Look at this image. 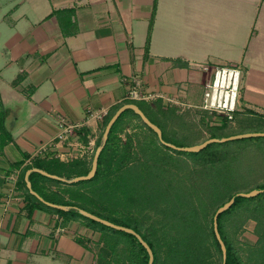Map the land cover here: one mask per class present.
<instances>
[{
    "label": "crops",
    "instance_id": "crops-1",
    "mask_svg": "<svg viewBox=\"0 0 264 264\" xmlns=\"http://www.w3.org/2000/svg\"><path fill=\"white\" fill-rule=\"evenodd\" d=\"M153 4L0 0V264H115L110 238L80 219L66 221L33 206L17 183L38 159L80 161L90 170L102 122L123 103L124 79L136 75L147 92L197 105L212 71L191 63L236 62L245 74L240 110H264V80L249 81L264 72L241 60L257 0H238L235 17L229 12L211 26L201 2L157 0L154 12ZM138 102L147 111L162 106L161 99ZM58 114L77 126L69 136L84 146L82 156L69 162L59 157L66 150ZM13 173L15 184L8 180ZM259 231L248 220L230 238L243 264H264Z\"/></svg>",
    "mask_w": 264,
    "mask_h": 264
},
{
    "label": "trees",
    "instance_id": "trees-1",
    "mask_svg": "<svg viewBox=\"0 0 264 264\" xmlns=\"http://www.w3.org/2000/svg\"><path fill=\"white\" fill-rule=\"evenodd\" d=\"M156 2L157 0H154L153 12ZM125 103L138 104L149 120L161 129L163 140L179 147L198 144L208 138H223L245 132H263L248 130L253 114L251 110L241 109L235 112L232 120L199 113V121L203 124L204 130L191 140L181 132L169 134L164 127L168 118L183 119L182 112L176 107L164 108L159 105L157 108H148L147 111L136 101H123L122 104L113 106L102 122L103 129L114 112ZM127 116H133L141 121L132 110H125L121 113L112 125L92 179L68 184L50 179L38 172H32L29 175L32 188L48 202L78 207L114 224L132 228L151 248L154 255L153 264H223L220 245L213 229V216L218 207L234 197L233 204L218 215L217 227L226 246L225 264H243L230 238L248 220L257 221L258 231L260 229L259 233L261 237H264V191L253 197L236 196L238 192L244 190L240 186L237 174L245 157L243 155L251 152V155L256 156L252 162L255 164L257 157L264 156V137L211 143L198 152H184L162 144L156 133L141 121L154 136V144L158 145L161 150L150 149L148 159H143L137 167H129L128 158L131 155L132 144L129 141L119 146L120 139L116 135L117 129ZM99 143L100 139L96 145L98 146ZM162 150L169 154L162 157ZM114 158L119 159L116 169L113 168ZM79 166L81 169H78ZM29 168H40L50 174L71 179L88 173V169H83L82 162L62 163L54 158L34 160L31 165L22 170L17 185L25 190L33 206L53 211L66 221L80 219L89 227L99 230L110 238L111 243H108V247L113 255L110 261L115 264L148 263L146 249L132 234L85 218L74 209L63 211L51 208L31 195L23 178L25 171ZM133 172L136 174L133 175ZM112 175L120 179V182L116 181L115 189H118L117 184L120 185L121 180L132 179L129 184H125L128 190H124V194L130 191L128 218L122 215L116 216L113 213H118V211L113 209L114 212L112 210L110 211L113 213L110 212L102 205L101 200L89 196L90 189L94 188L99 180ZM36 180H40L42 185L39 187L35 185ZM253 189L263 190L264 182L245 190L249 192ZM142 213H144L145 220L161 221L159 231L166 235L169 234L168 244L163 245L166 247L163 248L155 238L143 232L139 227L133 216ZM233 215L239 216L241 220L230 222ZM120 245L123 247L118 250Z\"/></svg>",
    "mask_w": 264,
    "mask_h": 264
},
{
    "label": "rangeland",
    "instance_id": "rangeland-1",
    "mask_svg": "<svg viewBox=\"0 0 264 264\" xmlns=\"http://www.w3.org/2000/svg\"><path fill=\"white\" fill-rule=\"evenodd\" d=\"M195 1L201 2L203 8L207 11L205 19L208 21V24L210 26L213 24V22L217 21L218 19L220 18L222 19V16H224V18L227 17L225 16V14H229V12L232 13L234 17L237 14V12L235 11V2H238V0H194V2ZM233 2H234V7H233ZM249 30H250L249 36L244 45V50L241 60L244 62V65H246L248 68L252 67L254 69L255 67V70H258L261 67V71L259 73L262 74L264 72V68L263 66H261L264 64V56H263L264 0H257L256 17ZM226 62L227 61H221L215 63L218 64V63H226ZM211 64L213 65V63ZM241 70H242V75H241V85H242V81L245 77L244 68L242 66H241ZM251 72H253L252 69ZM263 77L261 76V80H260V77L257 78V76H253V78H250L249 81H251L250 83L253 82L256 83L255 80L258 79V81L263 82L264 80ZM249 86L250 85H248V88L249 90H251ZM251 111L253 112V114L250 124L248 125L250 129L248 130H254V131L261 130L264 132V110H251ZM199 113L201 112L198 109H193V108L185 109L182 112L184 116L183 119L171 120L168 118L166 121L167 123L165 124L164 127L166 128V131L169 132V134H172L173 132L175 133L181 132V134L184 133L186 134V136L189 137V139L193 140L192 137L198 136L200 133H203L204 130L203 124L200 123L199 121ZM236 128L237 126L235 127V129ZM116 135L120 139L119 146H122L129 141L132 144L131 155L130 158H128L129 167H134V166L137 167L138 163H140L143 159H148L151 153L150 149L152 150L158 148L161 150V148H159L158 145L154 144L155 142L154 136L148 131L147 128L143 126L140 120H138L133 116H127L123 120L120 127L117 129ZM167 154H169L167 151L162 150V157L166 156ZM243 156L245 157L244 158L242 157L243 162L238 168L239 172L237 175H239L238 181L240 183V186L244 188V190L242 191L246 192V190L252 188L253 186L264 182V156L257 157L256 164L252 163L254 157L256 156L251 155V152ZM118 160H119L118 158H114L112 160L114 169L117 168ZM78 169H81V166H79ZM135 174L136 173H134L133 175ZM117 180L118 182H120V179L117 178L116 175L107 176L105 178L103 177V180H99L94 185V188L90 189L89 196L91 198H96L97 200H101L102 205L105 208H108L109 211L112 210L114 212L113 209L118 211V213H113L112 211H110L116 216L122 215L125 218H128L129 216L128 209L130 206L129 203L130 191L128 192L129 195L127 193L124 194V192L128 190V188L126 187L127 185L125 184L126 183L129 184V182H131L132 179L125 181L121 180L120 185L117 184L118 189H115L116 188L115 183H117L116 182ZM98 196H100L101 198H99ZM233 216L234 217L231 218L230 222L233 221L237 222L241 220L239 216L236 215ZM133 217L136 218V221L138 222V225L143 232L147 233L148 235H151L162 246L164 244L165 245L168 244L167 239L169 238V234L166 235L162 231H159V225H161V221L153 222L152 220H145L144 213L136 214ZM156 220L157 219H155V221ZM163 236L166 239L163 238ZM164 247L166 246H163V248Z\"/></svg>",
    "mask_w": 264,
    "mask_h": 264
},
{
    "label": "built area",
    "instance_id": "built-area-1",
    "mask_svg": "<svg viewBox=\"0 0 264 264\" xmlns=\"http://www.w3.org/2000/svg\"><path fill=\"white\" fill-rule=\"evenodd\" d=\"M191 65L196 69H210L212 71L211 79L203 88L200 104H187L173 96L147 92L144 89L143 80L136 75L124 79L127 89L123 101L153 102L156 99H161L164 108L174 105L180 107L181 110L193 108L198 109L202 113L212 115L214 118L225 117L228 120H232L234 113L240 110L241 64L226 62L213 65L210 63H191ZM56 117L61 129L58 138L62 141L66 150L59 157L66 162L79 158L82 156L80 152L82 151L83 153L84 146L81 142L69 136L77 126L70 124L60 114ZM8 180L15 184L18 180V173L10 174ZM89 246L94 247V242H90Z\"/></svg>",
    "mask_w": 264,
    "mask_h": 264
},
{
    "label": "water",
    "instance_id": "water-1",
    "mask_svg": "<svg viewBox=\"0 0 264 264\" xmlns=\"http://www.w3.org/2000/svg\"><path fill=\"white\" fill-rule=\"evenodd\" d=\"M125 110H132L135 114H137L141 121L148 127L150 128L152 131H154L159 139V141L164 144L165 146L177 150V151H184V152H198L202 149H204L207 145L211 144V143H218V142H225V141H229V140H235V139H244V138H251V137H264V132H245V133H239V134H235V135H231L228 137H223V138H208L206 140H204L201 143L198 144H194L191 146H183V147H179V146H175L174 144L165 142L162 138V131L161 129L154 124L153 122H151L149 120V118L144 114V112L139 108V106L135 103H125L123 105H121L115 112L114 114L111 116V118L109 119V121L107 122V124L105 125L103 132H102V137H101V141L99 143V145L96 147L93 158H92V162H91V167L90 170L88 171V173L86 175H81V176H76L73 177L71 179H67L64 177H60L58 175L55 174H50L46 171H44L43 169L40 168H30L27 169L25 174H24V181H25V185L26 188L28 189L29 193L31 195H33L34 197H36L40 202H42L43 204H45L46 206H49L51 208L54 209H59V210H63V211H68L71 209L76 210L80 215H82L85 218L91 219L93 221H96L98 223H101L107 227L119 230V231H124L126 233L132 234L133 236H135L137 238V240L139 241V243H141V245L146 249L147 254H148V263L147 264H153V260H154V255L153 252L151 250V248L149 247V245L147 244V242L140 236V234H138L136 231H134L132 228H128V227H124V226H120L117 224H114L106 219L100 218L84 209L78 208V207H72V206H65V205H58V204H54L51 202H48L46 200H44L33 188H32V184L31 181L29 179V175L32 172H38L43 176H46L50 179H54V180H59L61 182H65L68 184H72V183H77L79 181H84V180H90L94 177L96 170H97V166H98V158L99 155L102 151V149L104 148L106 141L108 139L110 130L112 128V125L114 124V122L116 121V119L121 115V113H123ZM263 190H258V189H253L249 192H238L236 194V196H242V197H253L256 196L257 194L261 193ZM234 202V197L230 198L227 202H225L223 205H221L220 207L217 208V210L214 213L213 216V229H214V233L216 236L217 241L219 242L220 245V249H221V253H222V263L225 264L226 261V246L223 242V240L221 239V236L219 234L218 231V227H217V218L218 215L224 211H226Z\"/></svg>",
    "mask_w": 264,
    "mask_h": 264
}]
</instances>
